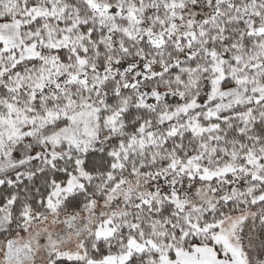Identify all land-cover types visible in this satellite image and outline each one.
I'll return each instance as SVG.
<instances>
[{"label": "snow or ice", "instance_id": "6c2138e0", "mask_svg": "<svg viewBox=\"0 0 264 264\" xmlns=\"http://www.w3.org/2000/svg\"><path fill=\"white\" fill-rule=\"evenodd\" d=\"M0 264H264V0H0Z\"/></svg>", "mask_w": 264, "mask_h": 264}]
</instances>
